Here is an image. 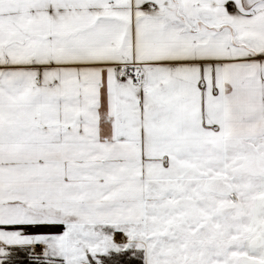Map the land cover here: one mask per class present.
<instances>
[{"label":"snow or ice","instance_id":"snow-or-ice-1","mask_svg":"<svg viewBox=\"0 0 264 264\" xmlns=\"http://www.w3.org/2000/svg\"><path fill=\"white\" fill-rule=\"evenodd\" d=\"M0 264H264V0H0Z\"/></svg>","mask_w":264,"mask_h":264}]
</instances>
